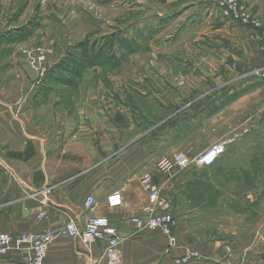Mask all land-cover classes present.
<instances>
[{
    "label": "crops",
    "instance_id": "obj_1",
    "mask_svg": "<svg viewBox=\"0 0 264 264\" xmlns=\"http://www.w3.org/2000/svg\"><path fill=\"white\" fill-rule=\"evenodd\" d=\"M218 1L167 0L187 13L181 22L182 32L167 36L168 43L158 48L168 53L169 63L175 64L171 67L154 61L156 66L148 71L149 84L140 81L134 85V94L140 100H136L134 108L126 106L125 96L116 91L112 98L106 95L110 92L106 85L88 87L69 107L63 106V99L54 97L36 104L40 100L33 98L34 93L29 95L30 91L9 96L0 78V231L58 232L70 220L82 229L94 214L107 217L116 228L120 264H178L176 261L189 251L203 256L202 262L189 264H264V210L261 220L245 228L244 234L236 235L234 230L218 225L229 236L209 238L208 229L192 218L198 208H191L181 193L191 176L166 175L158 168L159 154L187 152L189 138L170 146L165 141L152 146L145 143L143 134L135 132L142 128L138 116L152 112L145 109L147 100L162 107L184 104L190 100L191 90L206 87L202 79L209 74L216 75L215 87L219 90L244 82L248 86L246 94L264 92V84L250 76L255 69L264 67V52L253 37L255 32L222 18ZM179 2L182 3L178 5ZM241 2L262 22L258 33H263L264 0ZM173 39L176 41L171 44ZM171 45H179L181 50H169ZM162 46L166 49L162 50ZM233 66L236 73L231 70ZM170 73L185 76L181 80L162 78ZM191 73L198 76H189ZM242 98L235 99V106L247 101ZM221 158L223 155L212 166L219 174L223 173ZM144 175L151 176L161 196L172 203V213L178 220L172 247L160 230H140L131 222L144 217L143 208L148 204L147 192L140 184ZM218 176L204 180L219 190L216 202L220 203ZM115 192H119L122 204L109 208L107 198ZM88 195L97 203L92 212L83 206ZM106 245V240L86 245L79 238L56 236L43 264H107ZM24 257L9 252L0 256V264H26Z\"/></svg>",
    "mask_w": 264,
    "mask_h": 264
},
{
    "label": "rangeland",
    "instance_id": "obj_2",
    "mask_svg": "<svg viewBox=\"0 0 264 264\" xmlns=\"http://www.w3.org/2000/svg\"><path fill=\"white\" fill-rule=\"evenodd\" d=\"M175 7L167 0H0V35L23 27L29 21L40 26L27 42L12 46L10 53L0 47V78L5 83L7 94L18 97L30 91L29 95H32L42 86L55 64L76 52L78 43L86 38L91 43H98L115 35L133 41L136 52L118 70L87 71L81 80V88L72 98L78 99L88 87L106 85L110 88L106 95L112 98L116 91L125 96L126 106L134 108L136 100L140 101L134 94V85L140 81L149 84L148 71L156 66L154 61L171 67L175 64L167 61L168 53L158 49L168 43L167 36L169 38L183 30L181 22L187 13L180 6ZM172 20L176 22L172 23ZM175 41L173 39L171 44ZM164 48L162 46V50ZM169 48L181 50L179 45ZM156 52L162 53L155 57L152 54ZM41 53L44 54L42 58ZM191 59L195 60L193 56ZM235 69V66L231 68L233 73H236ZM41 70H44L43 76H40ZM184 76L170 73L161 77L181 80ZM215 77V74L205 76L202 80L206 81V87L191 90L190 100L179 106L162 107L154 100H147L145 109L152 112L148 111V116H138L142 120V128L135 130L143 134L147 140L145 143L152 146L158 145L159 141L170 146L189 138V150L179 152L190 160L214 143H226V152L218 164L223 173L219 174L217 168L207 172L211 178L221 175L217 180L221 183L222 201L212 207L195 209L192 217L208 229L207 235L211 239L229 236L221 232L218 225L234 230L236 235L244 234L245 228L249 229L261 220L264 210V92L255 90L246 94L248 86L243 85L244 82L232 87L226 85L219 90L215 87ZM67 95L65 89L56 86L50 97L62 99ZM234 95L237 97L233 99ZM238 97L247 98V101H242L237 107L235 99ZM176 154L179 153L164 152L158 159L171 161ZM201 169L191 164L175 173L192 176L202 172ZM244 172L248 174L249 181L245 180ZM260 194L261 201L255 211L248 207L247 202L255 201ZM183 208L186 209V205Z\"/></svg>",
    "mask_w": 264,
    "mask_h": 264
},
{
    "label": "built area",
    "instance_id": "obj_3",
    "mask_svg": "<svg viewBox=\"0 0 264 264\" xmlns=\"http://www.w3.org/2000/svg\"><path fill=\"white\" fill-rule=\"evenodd\" d=\"M218 9L222 18L253 30L255 32L253 37L258 40L260 50L264 52V32L258 33L263 28L262 22L242 4L241 0H219ZM43 55V53L40 54L41 58ZM43 73L44 70H41L40 76H43ZM250 76L257 81L264 82V67L255 69L250 73ZM225 152L226 143L220 142L210 146L193 160L181 153L174 155L171 161L161 160L158 163V168L166 175L186 169L191 164L196 168H207L214 165ZM140 184L147 192L148 204L143 208L144 217L133 218L131 222L140 230H160L168 238L172 247L178 220L172 213L171 203L161 196V190L153 182L151 176L144 175ZM46 200L47 198L44 197L43 202ZM121 204L122 199L119 192H115L107 198L109 208L118 207ZM96 205L92 195H88L83 203L84 208L89 212H92ZM56 236L79 238L86 245L106 240L107 245L104 249L106 263L120 264L122 261L116 228L111 225L107 217L94 214L86 219L82 229L78 228L74 220H70L58 232L50 229L21 234L0 231V256H6L9 252H16L25 256L26 264H43L48 249ZM202 261L203 256L198 251H189L176 263L189 264Z\"/></svg>",
    "mask_w": 264,
    "mask_h": 264
},
{
    "label": "trees",
    "instance_id": "obj_4",
    "mask_svg": "<svg viewBox=\"0 0 264 264\" xmlns=\"http://www.w3.org/2000/svg\"><path fill=\"white\" fill-rule=\"evenodd\" d=\"M20 13L21 10L16 16L18 17ZM39 27L38 23L29 21L23 27L0 35V47H3L2 49H5L6 53H10L12 46L27 42ZM75 50L76 52L69 54L67 58L55 64L54 68L47 74L42 86L34 93L33 98L40 100L36 104L47 101L54 92V87L59 86L68 93L67 98L62 99L63 106L69 107L73 102L72 95L77 93L81 80L87 71L97 69L115 71L120 69L127 58L136 52V46L133 41L112 35L103 38L98 43H91L86 38L75 46ZM235 97L237 96L234 95L232 98ZM212 166L202 168V172L193 173L191 180L184 184L181 193L191 207L203 208L216 205V199L220 195L219 190L204 180ZM243 176L246 177L245 180L249 181L246 172L243 173ZM248 183L250 184V182ZM261 197L260 194L255 201L247 202L248 207L257 211ZM231 208L236 210L234 206ZM236 211L241 213L239 210Z\"/></svg>",
    "mask_w": 264,
    "mask_h": 264
}]
</instances>
